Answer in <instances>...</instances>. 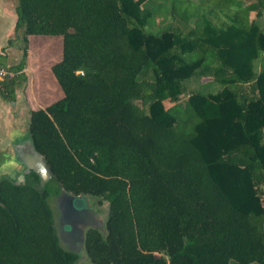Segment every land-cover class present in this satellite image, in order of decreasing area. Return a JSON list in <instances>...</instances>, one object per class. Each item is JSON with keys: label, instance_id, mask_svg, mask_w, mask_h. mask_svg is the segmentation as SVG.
<instances>
[{"label": "trees", "instance_id": "obj_1", "mask_svg": "<svg viewBox=\"0 0 264 264\" xmlns=\"http://www.w3.org/2000/svg\"><path fill=\"white\" fill-rule=\"evenodd\" d=\"M16 1L25 44L16 64L0 54L14 72L0 94L16 99L30 35L62 36L51 69L64 94L31 109L27 140L57 195L108 202L104 229L86 231L91 261L264 264V0ZM194 75L222 88L181 103ZM48 194L34 170L0 178V264L79 259Z\"/></svg>", "mask_w": 264, "mask_h": 264}, {"label": "rangeland", "instance_id": "obj_2", "mask_svg": "<svg viewBox=\"0 0 264 264\" xmlns=\"http://www.w3.org/2000/svg\"><path fill=\"white\" fill-rule=\"evenodd\" d=\"M163 0H147L144 3V7L147 9L156 8L158 9L162 4ZM16 0H0V47L11 48L8 54V62L13 65L18 63L22 57V51L24 47V41L19 37H16L15 33V20L17 19L15 7ZM152 11V10H151ZM16 17V19H15ZM15 19V20H14ZM168 20L158 21L160 24L167 23ZM259 22L264 26V18H259ZM10 38H13L12 43H9ZM4 48L2 50H4ZM62 57V36L61 35H30L29 49L27 56V64L24 69L26 78L22 84L17 88L20 89L21 98L29 97V106H27L26 113L27 119H20V131L21 134H15L10 136L4 128V120L0 122V140L4 142L3 147L6 151L0 153V167L6 168L11 164H16L18 159L14 157L11 149V137H17L18 139L24 138L28 135V126L30 119V111L32 108L45 107L52 103L58 98L62 97L64 92L58 83L55 75L52 72L51 66L53 63L61 59ZM259 64V62H257ZM150 78V77H148ZM186 90L181 96L180 102L185 103V100L189 96L191 90H199L204 94L215 93L219 91L222 86L215 82L212 78H201L197 75L191 76L185 80ZM1 96V95H0ZM138 100L134 101V105L138 108ZM28 104V103H27ZM174 103L167 102V106H172ZM148 107H146L147 110ZM7 120V119H6ZM9 124V120H7ZM21 136V137H20ZM3 149V148H1ZM0 149V150H1ZM8 152V153H7ZM8 162V163H6ZM4 163L9 164L5 167ZM1 173V171H0ZM58 187L57 181L52 176L47 182V188L49 189L48 201L53 210L56 227L59 230L60 224V208H59V197L55 193ZM98 198L89 196V202L96 208L103 221L101 229H104V223L108 215V202L103 201L101 204L98 202ZM61 242L63 239L60 231L58 232ZM74 264H94L89 258L88 254L84 250L83 256L79 258ZM230 264H237L235 260H231Z\"/></svg>", "mask_w": 264, "mask_h": 264}, {"label": "water", "instance_id": "obj_3", "mask_svg": "<svg viewBox=\"0 0 264 264\" xmlns=\"http://www.w3.org/2000/svg\"><path fill=\"white\" fill-rule=\"evenodd\" d=\"M26 146L28 148L26 150V153H21L22 151L20 148V143L15 142L13 145L15 157L19 161L24 162L30 169L34 170L39 175L40 184L42 187H44L49 178L52 176V172L49 169L44 157L35 150L33 144L29 140L27 141ZM58 197L65 199L66 201V206L64 204V208H66V210L68 211L65 222L66 225L69 226L70 232L74 229H77L76 221H81L83 217L88 219V217L90 216L89 221L87 220L85 222H81L82 226L79 227V229L82 235H84L85 228L99 227V214L92 213L87 206L89 200L88 195H76L62 189L58 194ZM78 203H81V205H78Z\"/></svg>", "mask_w": 264, "mask_h": 264}, {"label": "crops", "instance_id": "obj_4", "mask_svg": "<svg viewBox=\"0 0 264 264\" xmlns=\"http://www.w3.org/2000/svg\"><path fill=\"white\" fill-rule=\"evenodd\" d=\"M15 19H16V17H15ZM15 22H16V20H15ZM14 26H15V23H14ZM29 39H30V36H29ZM4 47L5 46L0 47V54H4L6 56L4 58V60H2V61L6 62L7 65L9 66L11 64H9V62H8V58H9L8 54L10 53L11 48H4ZM3 48H4V50H2ZM0 67H4V66H0ZM19 93H20V89L17 88L16 89V99L14 101L9 100L7 98H4L0 94L1 95L0 96V122L5 119L4 120V123H5L4 128H5V131L10 136L15 135V134H17V135L21 134V133H19V131L21 129L20 128V125H21L20 119L21 118H25V120L27 119V113H26L27 111L25 108L27 106H29L30 100H29L28 96L25 97V99L21 98V95ZM32 109H34V108H32ZM6 119L10 121L9 124H8V122H6L7 121ZM27 126H28V123H27ZM28 135L26 134L24 139L26 137H28ZM22 141H23V138L18 139L17 137L16 138L11 137V149H12L14 157H15V153H14L13 145L15 142H19L20 148H22L21 147ZM2 143L4 145V142L1 139L0 140V149L1 148H3V149L0 150V153H2L3 151H6L5 148L3 147ZM24 148H26V147H24ZM6 163H8V162H6ZM6 163L3 164V165H5V167L9 164L10 165L7 166L6 168H3V169L0 167V171H1L0 178L1 177H10L12 179H20V180L26 178V175H27L26 172H24V170L20 169L18 167L17 163L16 164H14V163L13 164H11V163L6 164Z\"/></svg>", "mask_w": 264, "mask_h": 264}, {"label": "flooded vegetation", "instance_id": "obj_5", "mask_svg": "<svg viewBox=\"0 0 264 264\" xmlns=\"http://www.w3.org/2000/svg\"><path fill=\"white\" fill-rule=\"evenodd\" d=\"M27 137L24 139L23 138V141H22V144H21V153H26V150L28 149L27 146H26V143H27ZM26 147V148H24ZM18 162L17 165L20 169L24 170V172H26V174L32 170L30 169L24 162L22 161H16ZM27 176V175H26ZM64 204L66 206V201L65 199H62L59 197V208H60V226H59V231L61 233V236L63 237L62 241H63V245L67 248H69L70 250L76 252L77 254H79V258H81L83 256V252L85 250V235H86V231L91 228V227H88V228H85V231H84V235H82L79 227L82 226V223L81 222H85V221H89V217L88 219L84 218L80 221H76V228L77 229H74L73 231H69V226L66 225V215H67V211L66 208H64ZM78 205H81V203H78ZM87 206L89 207V210L92 212V213H98L96 208L89 202L88 200V204ZM99 214V213H98ZM68 219V218H67ZM98 223H99V228H101L102 224H103V221L102 219L100 218V215H99V219H98ZM68 232V233H67Z\"/></svg>", "mask_w": 264, "mask_h": 264}, {"label": "built area", "instance_id": "obj_6", "mask_svg": "<svg viewBox=\"0 0 264 264\" xmlns=\"http://www.w3.org/2000/svg\"><path fill=\"white\" fill-rule=\"evenodd\" d=\"M14 72L9 71L8 69L5 68H0V78H4L6 76H13Z\"/></svg>", "mask_w": 264, "mask_h": 264}]
</instances>
